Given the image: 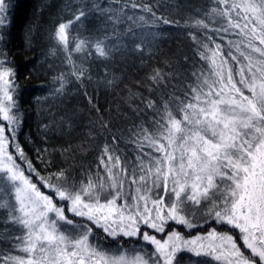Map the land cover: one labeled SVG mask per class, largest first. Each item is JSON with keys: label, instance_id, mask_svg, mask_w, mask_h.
Returning a JSON list of instances; mask_svg holds the SVG:
<instances>
[{"label": "snow or ice", "instance_id": "1", "mask_svg": "<svg viewBox=\"0 0 264 264\" xmlns=\"http://www.w3.org/2000/svg\"><path fill=\"white\" fill-rule=\"evenodd\" d=\"M22 7L0 0V224L12 248L0 253V264H182L181 252L216 264H264V0H213L204 18L192 21L203 38L189 33L204 61L194 82L181 95L143 101L153 116L128 140L134 161L122 157V138L114 135L97 170L78 181L50 168L47 148L33 147L30 156L20 140L24 114L9 41ZM93 13L113 28L124 21L140 28L175 23L136 0H80L72 18L49 34L51 54L62 51L69 65L54 77L50 95L63 96L70 77L83 83L86 70L73 53L111 55L107 35L70 40L73 24ZM33 31H25L28 45ZM128 31L138 35L131 25ZM147 35L155 40L161 33ZM163 79L159 70L152 76L157 84ZM179 226L204 234L186 239Z\"/></svg>", "mask_w": 264, "mask_h": 264}, {"label": "trees", "instance_id": "2", "mask_svg": "<svg viewBox=\"0 0 264 264\" xmlns=\"http://www.w3.org/2000/svg\"><path fill=\"white\" fill-rule=\"evenodd\" d=\"M18 2L23 7L17 11L13 21L9 52L18 70L19 102L24 114L20 140L29 155H33V147L47 148L44 158L51 161L50 168H64L73 180L78 181L85 178L89 170H97L102 147L110 143L115 135L122 138L119 144L122 157L134 161L135 145L128 140L138 125H149L153 116L143 101L153 99L159 102L161 98L181 95L194 82L193 73H199L204 66L197 44L189 33L203 38L204 30L193 26L192 21L204 18L213 0H136L137 3L152 5L157 15L175 22L153 28H140L130 21L113 28L95 13L85 18L83 23L76 22L72 26L70 40L75 36L94 40L107 35L112 52L108 58L87 59L80 53H73V59L77 65H83L86 76L82 84L70 77L73 82L67 86L63 96H52L50 93L56 86L54 77L61 72L67 73L69 65L62 51L51 54L54 41L49 34L58 22L72 18L80 0ZM84 2L91 3V0ZM101 2L103 5L110 4V0ZM111 6L121 7L120 4ZM127 10L129 13L133 11L130 7ZM135 11L139 13V9ZM34 12L36 16H33ZM29 25L34 29L30 45L25 42V31ZM129 25L132 32L138 34L136 37L128 31ZM150 31L161 35L153 40L147 35ZM140 33L145 34L143 43ZM137 44L141 47L137 48ZM157 70L164 76L159 84L152 80ZM88 97L92 98L91 104ZM104 122L108 127H102ZM48 170L40 164L42 174ZM4 215L5 211L0 209V219ZM179 230L187 239L204 234V229L188 232L179 226ZM104 243L116 246L111 240ZM7 245V233L3 232V225L0 224V253H7ZM131 246L132 243L125 244V247Z\"/></svg>", "mask_w": 264, "mask_h": 264}, {"label": "rangeland", "instance_id": "3", "mask_svg": "<svg viewBox=\"0 0 264 264\" xmlns=\"http://www.w3.org/2000/svg\"><path fill=\"white\" fill-rule=\"evenodd\" d=\"M75 219H79V218H75ZM64 227L67 228V229H69V230H71V228H72L73 226L65 225ZM186 230H187V229H186ZM187 231L189 232V230H187ZM191 231H192V230H191ZM159 235H160V234H159ZM163 238H164V237H163ZM186 239H187V238H186ZM189 239H192V238H189ZM131 247H132V246H131ZM131 247H130V248H131ZM128 248H129V247H128ZM6 250H7V252L12 251V248H11V244H10V242H9V246L7 245V247H6ZM185 253H187V254H189V255H185ZM179 256L183 257L182 264H195V262H198V261L194 260L193 258L200 259L199 261H202V260H208V261H209V264H216L215 261H211V259L208 258V257H196V256H194V254H192V253H190V252H181V253L179 254Z\"/></svg>", "mask_w": 264, "mask_h": 264}]
</instances>
